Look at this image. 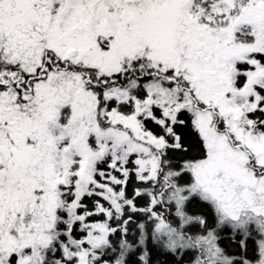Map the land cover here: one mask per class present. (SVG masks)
<instances>
[{
	"label": "snow or ice",
	"instance_id": "snow-or-ice-1",
	"mask_svg": "<svg viewBox=\"0 0 264 264\" xmlns=\"http://www.w3.org/2000/svg\"><path fill=\"white\" fill-rule=\"evenodd\" d=\"M0 264H264V0H0Z\"/></svg>",
	"mask_w": 264,
	"mask_h": 264
}]
</instances>
